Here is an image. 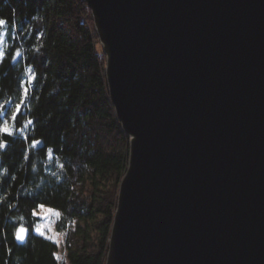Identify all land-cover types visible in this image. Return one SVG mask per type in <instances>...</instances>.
Here are the masks:
<instances>
[{
    "label": "water",
    "instance_id": "95a60500",
    "mask_svg": "<svg viewBox=\"0 0 264 264\" xmlns=\"http://www.w3.org/2000/svg\"><path fill=\"white\" fill-rule=\"evenodd\" d=\"M85 2L129 140L105 264H264V0Z\"/></svg>",
    "mask_w": 264,
    "mask_h": 264
},
{
    "label": "trees",
    "instance_id": "16d2710c",
    "mask_svg": "<svg viewBox=\"0 0 264 264\" xmlns=\"http://www.w3.org/2000/svg\"><path fill=\"white\" fill-rule=\"evenodd\" d=\"M91 19L85 0H0V264H60L34 232L41 204L60 213L69 264L106 262L129 140Z\"/></svg>",
    "mask_w": 264,
    "mask_h": 264
},
{
    "label": "rangeland",
    "instance_id": "374dc122",
    "mask_svg": "<svg viewBox=\"0 0 264 264\" xmlns=\"http://www.w3.org/2000/svg\"><path fill=\"white\" fill-rule=\"evenodd\" d=\"M91 18H92V16H91ZM91 23H92V27L95 31V34L97 36L98 46H99L101 52L103 53L102 45L99 41L98 35H97L96 30L94 28L93 18L91 19ZM3 39H4V36L0 35V41H2V43H3ZM2 43H0V51L2 49ZM0 54H1V52H0ZM103 55H104V53H103ZM4 122H5V124L8 123L9 119L6 118L4 120ZM48 209H51V208L44 207L43 209H41L39 207L35 211L36 216H38L40 218V221H39L37 227L41 228L42 231L44 232V235H42V236H44L48 239H51L52 241H54L55 243L58 244L59 249H58V252L56 253V256H57L59 263L60 264H69L67 259H66L67 231H58L57 225H58V219H59L60 213L53 209L56 213H58V215L50 214L47 212ZM74 227H75L74 225L71 226L72 229ZM36 228H35L34 232L38 235H41L39 232L36 231Z\"/></svg>",
    "mask_w": 264,
    "mask_h": 264
},
{
    "label": "snow or ice",
    "instance_id": "6c2138e0",
    "mask_svg": "<svg viewBox=\"0 0 264 264\" xmlns=\"http://www.w3.org/2000/svg\"><path fill=\"white\" fill-rule=\"evenodd\" d=\"M6 21H4V20H0V29H3V27L6 25ZM4 33L2 32V31H0V35H3ZM0 43H2V41H0ZM30 72H31V69L29 70ZM32 79H35V77L34 76H32ZM24 94H25V97H27V89L25 88V90H24ZM16 108H17V111H19V109H20V105L18 104L17 106H16ZM15 119V117H13V120ZM0 133H4V134H12V129H10L9 127H7V126H4V127H2V128H0ZM36 143H38V142H33V145L35 146L36 145ZM4 145L3 144H0V147H3ZM49 152H51V150H49ZM41 209H43L44 208V205L43 204H41L40 206H39ZM47 212L48 213H50V214H54V215H58V213H56L53 209H48L47 210ZM34 215H36V213L34 212L33 213ZM26 229L24 228V227H20L19 229H18V231H17V233H16V235H17V239H19V240H21V241H23L24 240V238H25V233H26ZM36 231L37 232H39L41 235H44V232L42 231V229L41 228H39V227H37L36 228Z\"/></svg>",
    "mask_w": 264,
    "mask_h": 264
}]
</instances>
